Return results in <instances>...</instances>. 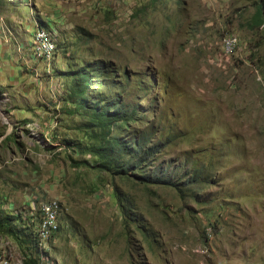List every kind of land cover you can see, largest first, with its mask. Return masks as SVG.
<instances>
[{"label": "rangeland", "instance_id": "rangeland-1", "mask_svg": "<svg viewBox=\"0 0 264 264\" xmlns=\"http://www.w3.org/2000/svg\"><path fill=\"white\" fill-rule=\"evenodd\" d=\"M100 98L138 104L111 136L151 135L141 169L98 168L78 103ZM0 230L8 264H264V0H0Z\"/></svg>", "mask_w": 264, "mask_h": 264}, {"label": "trees", "instance_id": "trees-1", "mask_svg": "<svg viewBox=\"0 0 264 264\" xmlns=\"http://www.w3.org/2000/svg\"><path fill=\"white\" fill-rule=\"evenodd\" d=\"M94 72L101 76L102 68H97ZM95 73H91L89 70L86 72L83 71L78 75L76 86L81 94H84L86 89L90 87L92 83L91 80H93ZM108 76L112 77L114 75L108 74ZM87 103H89V101L82 100L78 104L80 107L84 105L87 109L85 112H88V126L97 129V133H95L96 136L94 135L96 143L89 148L98 158L96 164L99 169L111 173L114 176L128 175L129 171L139 170L142 166H145L152 161V158H154L156 153L159 152L160 146L153 143V138L150 133V136L145 134L141 137L133 136L127 144L119 137L111 136V129L116 123L131 122L137 117V115H139L137 103L131 106L123 103V101H118V99H116L114 103H110L101 98L97 103H93L94 105L87 106ZM160 176L163 177V179H161L158 174L153 175V177L152 175H148L141 179L146 183H148L150 179L152 180V184L164 183V178L166 177L163 175ZM171 180H173V176L171 177ZM181 180V182L176 180L174 186L186 183L191 187L196 186L194 180L189 181V178L185 175H182ZM34 240L38 245V237H34Z\"/></svg>", "mask_w": 264, "mask_h": 264}, {"label": "built area", "instance_id": "built-area-1", "mask_svg": "<svg viewBox=\"0 0 264 264\" xmlns=\"http://www.w3.org/2000/svg\"><path fill=\"white\" fill-rule=\"evenodd\" d=\"M34 40L37 42L38 54L43 55L50 54L51 50L55 49L53 47L54 38L46 30H39L34 35ZM239 46V39L234 34H228L223 40V50L224 53L231 55ZM61 213V205L56 201H46L44 202L39 210V220L37 225V237L40 241H48L54 234H56L59 229V217ZM0 264H8L6 261H2L0 258Z\"/></svg>", "mask_w": 264, "mask_h": 264}, {"label": "crops", "instance_id": "crops-1", "mask_svg": "<svg viewBox=\"0 0 264 264\" xmlns=\"http://www.w3.org/2000/svg\"><path fill=\"white\" fill-rule=\"evenodd\" d=\"M39 27L36 28V30L38 29ZM36 33V31L34 32V34ZM34 34H33V37H34ZM12 36V35H11Z\"/></svg>", "mask_w": 264, "mask_h": 264}, {"label": "bare ground", "instance_id": "bare-ground-1", "mask_svg": "<svg viewBox=\"0 0 264 264\" xmlns=\"http://www.w3.org/2000/svg\"><path fill=\"white\" fill-rule=\"evenodd\" d=\"M41 29H42V28H38V30H37V31H39V30H41ZM43 30H44V29H43ZM37 31H36V32H37ZM34 37H35V36H34Z\"/></svg>", "mask_w": 264, "mask_h": 264}]
</instances>
